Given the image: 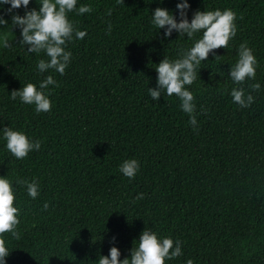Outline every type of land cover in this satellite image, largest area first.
I'll return each mask as SVG.
<instances>
[{"label":"trees","instance_id":"obj_1","mask_svg":"<svg viewBox=\"0 0 264 264\" xmlns=\"http://www.w3.org/2000/svg\"><path fill=\"white\" fill-rule=\"evenodd\" d=\"M39 2L30 0L28 9L38 10ZM178 2L79 0L92 11L69 13L87 34L68 44L63 75L38 73L44 53L26 52L11 13H0L7 21L0 35L10 42L0 48V128L12 126L41 144L16 159L0 138V176L14 182L20 218L18 238L3 234L6 264H97L113 244L119 259H130L146 227L181 241L182 254L165 264H264V0H188L189 21L197 10L227 8L237 25L229 46L213 50L186 86L195 126L175 94L156 101L147 91L156 87L164 56L176 58L201 35L164 39L151 25L155 8L176 15ZM13 11L22 16L25 9ZM245 42L258 61L256 77L234 85L228 70ZM49 73L58 82L45 90L50 111L10 98ZM233 87H244L253 103H233ZM128 158L140 164L132 179L119 171ZM33 178L40 185L35 199L15 184Z\"/></svg>","mask_w":264,"mask_h":264},{"label":"clouds","instance_id":"obj_2","mask_svg":"<svg viewBox=\"0 0 264 264\" xmlns=\"http://www.w3.org/2000/svg\"><path fill=\"white\" fill-rule=\"evenodd\" d=\"M162 2V0H161ZM30 0H0V13H11L10 19L13 27L20 29V45L27 46L26 52L44 53L46 58L37 61L35 67L38 73L52 70L54 73L63 75L71 62L72 53L68 50V44L74 39H83L86 30L78 28L69 13L82 15L92 11L91 5L79 3V0H40L39 9H28ZM8 5V8H4ZM25 9L21 16L13 10ZM188 0H179L176 4V15L166 8L157 7L151 13L150 23L156 29H163L164 39H168L173 32L178 36H186L192 39L197 33L199 38L187 49H181L177 57L170 59L167 56L155 67L157 73L156 87L148 88V94L154 100H158L162 94L175 96L180 101V109L189 116V124L197 125L194 115L196 104L193 92L188 85L199 76L200 65L210 53L215 56L213 50L226 48L229 41L235 37L237 25L236 13L231 9L197 10L188 18ZM178 16V19H177ZM7 21L0 14V25ZM10 42L4 35H0V48H9ZM217 58V57H216ZM258 61L253 54V49L246 42L241 43L237 49V59L229 68L228 74L234 85H242L246 80H254ZM57 80L53 74L44 76L37 84L25 83L18 90L10 93L12 100H17L25 105H34V110L48 112L53 103L49 96V85L55 86ZM261 84L257 81L251 85L252 89H260ZM233 103L242 108L249 107L254 97L246 93L244 87H233L230 91ZM0 138L4 148L16 159L25 158L31 151L39 150V140H33L24 131L17 130L12 126L0 128ZM140 169L139 161L128 158L119 165V171L123 176L132 179ZM15 184L25 185V190L31 198L35 199L40 193V185L36 178L31 181L16 180ZM14 182L7 175L0 176V264H6V258L10 251L6 244L4 233H10L18 238L17 225L20 223L19 209L14 206L16 193ZM137 199L142 198L138 194ZM47 207V205H45ZM115 237H113V241ZM171 250V251H170ZM131 257L119 259L120 250L113 244L109 248L107 256H100L97 264H165V261L182 254L181 241L173 240L171 236H160L151 228H145L136 241V247H132ZM185 264H193L192 259H187Z\"/></svg>","mask_w":264,"mask_h":264},{"label":"rangeland","instance_id":"obj_3","mask_svg":"<svg viewBox=\"0 0 264 264\" xmlns=\"http://www.w3.org/2000/svg\"><path fill=\"white\" fill-rule=\"evenodd\" d=\"M8 39V38H7ZM9 40V39H8Z\"/></svg>","mask_w":264,"mask_h":264}]
</instances>
